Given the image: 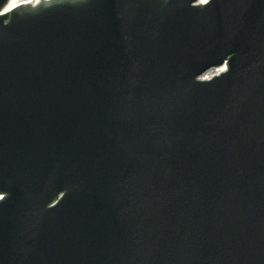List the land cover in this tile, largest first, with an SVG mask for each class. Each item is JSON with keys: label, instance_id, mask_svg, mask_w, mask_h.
I'll return each instance as SVG.
<instances>
[{"label": "water", "instance_id": "water-1", "mask_svg": "<svg viewBox=\"0 0 264 264\" xmlns=\"http://www.w3.org/2000/svg\"><path fill=\"white\" fill-rule=\"evenodd\" d=\"M9 2L0 264H264V0Z\"/></svg>", "mask_w": 264, "mask_h": 264}, {"label": "bare ground", "instance_id": "bare-ground-1", "mask_svg": "<svg viewBox=\"0 0 264 264\" xmlns=\"http://www.w3.org/2000/svg\"><path fill=\"white\" fill-rule=\"evenodd\" d=\"M44 0H10V2L8 3L7 7L5 8V11L8 13L12 10H14L15 8L19 7V6H27V5H34L38 2H42ZM201 2H203V0H201ZM221 72V70H214L212 72H209L208 74L204 75L202 78L204 80L210 79L211 75H215L219 72Z\"/></svg>", "mask_w": 264, "mask_h": 264}]
</instances>
